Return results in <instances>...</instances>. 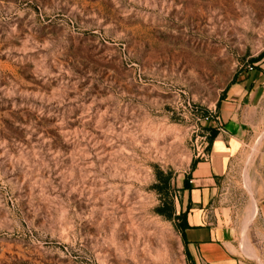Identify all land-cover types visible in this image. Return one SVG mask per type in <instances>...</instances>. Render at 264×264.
I'll return each instance as SVG.
<instances>
[{
  "label": "rangeland",
  "instance_id": "rangeland-1",
  "mask_svg": "<svg viewBox=\"0 0 264 264\" xmlns=\"http://www.w3.org/2000/svg\"><path fill=\"white\" fill-rule=\"evenodd\" d=\"M263 52L264 0H0V264H193L166 215ZM258 87L206 207L247 230ZM244 240L242 264H264V236Z\"/></svg>",
  "mask_w": 264,
  "mask_h": 264
},
{
  "label": "crops",
  "instance_id": "crops-1",
  "mask_svg": "<svg viewBox=\"0 0 264 264\" xmlns=\"http://www.w3.org/2000/svg\"><path fill=\"white\" fill-rule=\"evenodd\" d=\"M262 80L263 73L255 72L241 77L227 89L218 107L225 127L206 151V156L196 161L190 172L192 189L183 192L186 203L182 210L188 207L189 228L184 231L185 248L193 264H242L244 252L248 250L244 240L246 235L250 246L253 245L252 233L264 236V138L259 144L258 162L254 164L257 176L260 171L263 178L252 192L253 207L248 230L229 226L225 219L215 218L206 210L233 158L244 146L241 129H237L239 114L246 101L255 99L258 84L264 83ZM251 226H254V231H251ZM254 248L256 250L257 247Z\"/></svg>",
  "mask_w": 264,
  "mask_h": 264
},
{
  "label": "trees",
  "instance_id": "trees-1",
  "mask_svg": "<svg viewBox=\"0 0 264 264\" xmlns=\"http://www.w3.org/2000/svg\"><path fill=\"white\" fill-rule=\"evenodd\" d=\"M263 58H264V52L260 56H258L256 59L252 60L251 63H253V64L257 63V62L261 61ZM223 98L218 102V107H219L220 102L223 100ZM217 135H218L217 130L210 129V133H209V136L207 138L206 151L209 149V147L211 146V144L213 143V141L217 137ZM195 164H196V161L192 163L190 172L194 169ZM159 179H160L161 185L166 189L168 187V181H167L168 179H163V178H159ZM190 180H191V176L189 174L183 180V187H182L183 192L190 191L192 189V186L190 184ZM159 213H160V215H166L162 211H160ZM187 213H188V207L184 211L181 210L177 216H175V213L172 210H170L169 214L166 215V217H168L169 219L177 220L180 223L179 226H177L176 228H177V230L181 236V239L183 241L184 246L187 244L186 240H185V236H184V231L189 228L187 225ZM186 257L188 259H190V261L192 262L187 251H186Z\"/></svg>",
  "mask_w": 264,
  "mask_h": 264
},
{
  "label": "built area",
  "instance_id": "built-area-1",
  "mask_svg": "<svg viewBox=\"0 0 264 264\" xmlns=\"http://www.w3.org/2000/svg\"><path fill=\"white\" fill-rule=\"evenodd\" d=\"M202 157H204V155H202Z\"/></svg>",
  "mask_w": 264,
  "mask_h": 264
}]
</instances>
